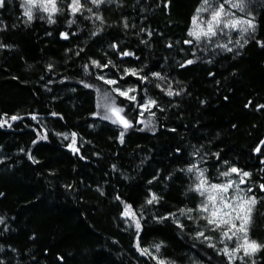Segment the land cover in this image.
Instances as JSON below:
<instances>
[{"label":"trees","instance_id":"obj_1","mask_svg":"<svg viewBox=\"0 0 264 264\" xmlns=\"http://www.w3.org/2000/svg\"><path fill=\"white\" fill-rule=\"evenodd\" d=\"M69 3L55 23L21 0L0 8V264H157L137 243L171 264H264V248L230 262L198 236L216 231L187 171L251 173L248 235L264 245V0H245L254 32L201 41L188 33L203 0H82L75 16ZM107 99L131 127L102 119Z\"/></svg>","mask_w":264,"mask_h":264},{"label":"snow or ice","instance_id":"obj_2","mask_svg":"<svg viewBox=\"0 0 264 264\" xmlns=\"http://www.w3.org/2000/svg\"><path fill=\"white\" fill-rule=\"evenodd\" d=\"M230 3L232 8H237L241 12L244 11L245 0H226ZM90 3L99 7L101 4L105 3V0H90ZM205 7L197 9V15L193 17L192 24L193 28L189 31L188 35L193 37L195 40L199 41L202 38L211 39L212 37L217 36L218 32L223 33L224 29L239 30L242 34L255 31V24L252 20H243L237 18H227L234 17L233 13H230L225 10L223 4H219L218 7H211L210 0H203ZM5 0H0V8L4 7ZM22 7L25 8L24 15L27 16L28 20L33 19V11H39L47 14V19L49 23H55L53 16L61 11L58 7V0H24ZM70 13L75 16L77 13H81L84 8L82 0H70L68 5ZM88 12H91L92 9H86ZM210 11V18L203 19L200 15L202 12ZM95 15V14H94ZM44 18L43 16L41 17ZM96 19H102L100 16H96ZM74 21H69V24ZM62 36L66 39L67 34L62 33ZM192 41H185V43H191ZM227 47V45H224ZM231 51V49H228ZM123 55H131V53L124 52ZM97 67H101L97 61H92ZM187 63L191 64L193 61L189 60ZM103 67H107L104 65ZM130 74L136 75V71L130 70ZM159 77V74H154ZM99 79L104 80V77L101 76ZM105 83L112 85L117 83L115 80H105ZM88 87L89 85H85ZM121 96H125L130 100H135V96H129V92L135 91L134 89H129L126 91H121L119 89H113ZM171 91L168 92V95H172ZM154 100H149L147 104L141 105V107L148 109L149 105H155ZM264 107V106H261ZM123 108L115 106V101L113 100L111 105L105 106V114L102 116V119L111 120L112 123H119L125 129L131 127V123L125 119L124 116L120 115L123 112ZM110 113V114H109ZM113 116L116 118L113 119ZM12 120L18 119L17 116H12ZM35 119V117H33ZM3 123L7 121L0 122V126H3ZM75 137V133L72 134ZM124 133L121 132L120 140L123 142ZM67 138V136L65 137ZM35 143V142H34ZM73 145L75 144V139L72 141ZM261 144H264V141H261ZM71 147V145H70ZM73 151H78V149L73 148ZM256 152H260L261 148L257 147ZM31 159V156L29 157ZM188 172L195 173V179L197 183L192 189L199 193L204 199L201 201L198 206L197 211L205 213L203 217L207 225L211 226V231H219L222 239L220 243H225L226 241L235 240V245L232 248H229L225 243L223 249L219 250L223 255L228 257L229 261L235 260L237 258L243 260L245 256H251L259 251L261 248H264V245L258 244L255 240L249 238V226L252 222V213L255 205L257 204V198L247 195V193L252 192V189L249 187L247 189H242L241 184H245L247 181L245 178L250 177L251 173L243 171L236 167H230L227 171L221 172L220 175L223 177H232L233 174L239 177V180L228 179L223 183H212L208 177L205 176L206 169L201 170L196 164H193L187 169ZM260 190L264 191V184L259 185ZM231 191V194L230 193ZM158 201V197L155 194H152L151 199L147 201L148 204H152ZM181 214H187L193 211V209H181ZM124 217L130 218L135 225V228L139 231L141 225L139 219H136V214L132 211L130 205H125L124 212L122 213ZM174 215V214H173ZM3 221L0 220V223ZM182 227V226H181ZM198 236H204L203 232L198 233ZM207 240H211V237H205ZM209 247L215 248V244L209 243ZM137 250L140 251L141 255H151L148 249H141L139 243L136 245ZM156 251L159 252L160 245H155ZM243 252V256H237L238 253ZM157 259L156 257H153ZM157 264H166L162 259H157ZM254 264V262H253Z\"/></svg>","mask_w":264,"mask_h":264},{"label":"rangeland","instance_id":"obj_3","mask_svg":"<svg viewBox=\"0 0 264 264\" xmlns=\"http://www.w3.org/2000/svg\"><path fill=\"white\" fill-rule=\"evenodd\" d=\"M22 1V5L24 4V0H21ZM210 4H211V7H218L219 6V4H223V6H224V8H225V10L226 11H228V12H230V13H233L234 14V17H227V18H237V19H243V20H252V18H251V16L250 15H248V14H244V13H242L239 9H237V8H232L231 7V5H230V3H228V2H226V0H210ZM201 7H205V5L202 3V5L200 6V8ZM23 9H24V11H25V8L23 7ZM35 11V10H34ZM33 11V12H34ZM43 13V12H42ZM44 15H45V17L47 18V14L46 13H43ZM195 15H197V12H196V14ZM200 15H201V17L203 18V19H208V18H210V11H206V12H202V13H200ZM192 28H193V24L191 25V30H192ZM230 31H236V32H240L239 30H231V29H224V31H223V33H220V32H218V34L219 35H222V36H227L228 34H229V32ZM217 34V35H218ZM193 38V37H192ZM212 38H214V37H212ZM211 38V39H212ZM194 39V38H193ZM210 40V39H208V38H202L201 40ZM201 40H199V41H201ZM197 41V40H196ZM226 45V44H225ZM224 47V45H221V48H223ZM110 99V98H109ZM109 99H107V100H103L102 101V103H101V109H102V111H100V113L102 114V115H104L105 114V106H107V105H111V101L109 100ZM110 114V113H109ZM120 115H122V113L120 114ZM123 116V115H122ZM116 117L115 116H113V119H115ZM121 125V124H120ZM236 179V178H235ZM228 180V179H227ZM227 180H224L223 182H226ZM237 180V179H236ZM222 182V183H223ZM240 187L242 188V189H245V188H243L242 187V184L240 185ZM231 191L232 190H230V193L229 194H231ZM248 195V194H247ZM204 198L202 197V200H203ZM202 213V212H201ZM202 215L203 216H205L206 214L205 213H202ZM125 218H127V220H128V222H129V224H131L132 226L134 225L133 223H132V220L130 219V218H128V217H125ZM209 226V225H208ZM210 228H211V226H209ZM201 232H203L204 233V231H201ZM217 232L218 231H216L215 233H213V232H209V234H207V233H204V236L205 237H211L212 239L214 238V237H216V239H217V242H219L221 239H222V237L221 236H217ZM220 243V242H219ZM225 243L228 245V247L229 248H232L234 245H235V240H233V241H226L225 240ZM225 243H222L221 245H220V247H219V249L221 250V249H223L224 248V246H225ZM150 253H151V255L153 256V257H156L157 259H161V258H159L158 257V252L156 251V248H155V246H153L152 248H150ZM237 256L239 257V256H243V252H241V253H238L237 254ZM157 259H155L156 260V262H157ZM237 259H239V258H237ZM163 260V259H162ZM165 261V260H164ZM166 262V264H171V263H168L167 261H165Z\"/></svg>","mask_w":264,"mask_h":264}]
</instances>
